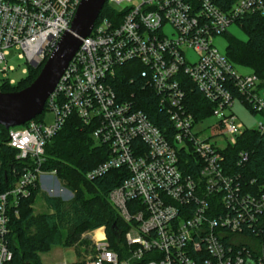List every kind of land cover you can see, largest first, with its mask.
Instances as JSON below:
<instances>
[{
    "label": "built area",
    "instance_id": "obj_1",
    "mask_svg": "<svg viewBox=\"0 0 264 264\" xmlns=\"http://www.w3.org/2000/svg\"><path fill=\"white\" fill-rule=\"evenodd\" d=\"M80 2L0 0V91L19 82L11 77V50H18L27 75L32 63L42 64L56 48ZM106 3L121 13L99 14L82 39L46 101L54 124L35 118L7 129L3 143L16 151L18 164L6 189L0 177V264H15L9 235L20 202L43 176L58 178L42 169L45 147L72 115L96 145L107 147V159L87 177L114 169L128 174L108 195L125 229L115 244L104 226L102 238L91 231L83 264H264L254 236L264 216V188L234 170L248 161L247 151L228 158L246 130L264 136V82L253 72L238 73L214 40L247 16H264V0ZM126 80L136 86L128 88ZM195 91L205 104H195ZM141 92L155 98L169 128L156 125L141 107ZM238 100L260 116L254 129L234 112ZM210 115L224 144L215 134L202 136Z\"/></svg>",
    "mask_w": 264,
    "mask_h": 264
},
{
    "label": "trees",
    "instance_id": "obj_2",
    "mask_svg": "<svg viewBox=\"0 0 264 264\" xmlns=\"http://www.w3.org/2000/svg\"><path fill=\"white\" fill-rule=\"evenodd\" d=\"M120 13L106 3L99 18L113 17ZM238 25L246 33L247 40L242 41L230 36L226 55L235 65L251 68L264 82V16H247L239 21ZM43 63L38 68L29 66L28 74L17 85H7L2 90L17 91L25 88L37 77ZM126 81L128 88L136 86L135 83ZM141 95V107L149 113L152 121L161 128H169L168 116L159 109L155 98L143 95V92ZM193 97L197 101L195 104H205V100L197 91L193 93ZM45 110H48L47 107ZM203 115H209V110ZM6 133L7 129L0 125L1 189L8 187L12 168L18 164L14 161L16 151L3 143ZM240 150L247 151L249 158L243 166L236 165L234 170L242 173L247 181L254 180V185L264 188V136L254 130H246L239 138L238 144L229 148L228 158L235 161ZM107 157V147L96 145L90 130L84 127L75 115L50 138L45 147L42 169L55 171L58 179L64 181L74 192V197L71 202L65 203L60 197L45 195L52 211L41 214H35L33 208L40 187L20 202L19 215H13L9 235V247L13 251L15 264H43L42 253L55 246L75 245L81 241L85 232L102 226L105 227L111 243H116L125 226L119 213L110 203L108 195L128 174L124 169H114L94 179L87 177V173ZM254 236L256 247L264 253V216Z\"/></svg>",
    "mask_w": 264,
    "mask_h": 264
},
{
    "label": "water",
    "instance_id": "obj_3",
    "mask_svg": "<svg viewBox=\"0 0 264 264\" xmlns=\"http://www.w3.org/2000/svg\"><path fill=\"white\" fill-rule=\"evenodd\" d=\"M107 0H81L70 28L43 63L37 77L23 89L0 91V125L9 129L35 119L45 109L69 62L87 37ZM38 67V63H32Z\"/></svg>",
    "mask_w": 264,
    "mask_h": 264
},
{
    "label": "rangeland",
    "instance_id": "obj_4",
    "mask_svg": "<svg viewBox=\"0 0 264 264\" xmlns=\"http://www.w3.org/2000/svg\"><path fill=\"white\" fill-rule=\"evenodd\" d=\"M166 32L171 31L170 26L165 27ZM233 36L239 40L246 41L247 35L244 32V30L238 25V24H232L228 28L227 34L219 35L215 37V46L219 49L220 52L224 53L226 52L227 45L229 42V37ZM17 49H12L11 54L8 57V63L15 66L16 70L11 73V77L15 78L16 80L20 81L22 79L21 70L24 65H26L21 59L17 56ZM192 58H194V55H191ZM41 65V64H40ZM39 65V66H40ZM32 66V65H31ZM38 66V67H39ZM236 70L240 74H247L251 73V68L243 65H235ZM34 67V66H32ZM35 67V68H38ZM42 67V66H41ZM23 77H26L23 76ZM233 110L238 116V119L242 121L247 127L250 129H254L257 125V121L260 119L259 115L251 113L248 108L241 103L239 100L234 103ZM38 121H43L46 124H54L55 122V114L54 112L50 110H45L42 115L37 116ZM208 124L211 125L210 128L204 130L205 133L202 134V136H209L215 134L216 139L220 144L225 143V139L223 135H221V129L220 128H214L212 127L216 122L217 119L210 115L207 120ZM215 126V125H214ZM42 187V186H41ZM63 191H60L63 189ZM54 197H60L65 203L71 202V200L74 197V192L69 189L64 181H61L57 178V180L54 178ZM50 192H43V187L40 191V193L37 195L35 199V210L40 211L41 209L42 213H47L48 207L44 202L45 195H50ZM52 195V194H51ZM89 195V194H86ZM44 196V197H43ZM41 214V213H40ZM91 231H87L83 234L82 239L80 242L76 243L75 245H72L70 247L68 246H55L51 250L44 252L41 254L42 262L43 264H76L83 262L87 256L89 255V247H90V236L89 233Z\"/></svg>",
    "mask_w": 264,
    "mask_h": 264
},
{
    "label": "crops",
    "instance_id": "obj_5",
    "mask_svg": "<svg viewBox=\"0 0 264 264\" xmlns=\"http://www.w3.org/2000/svg\"><path fill=\"white\" fill-rule=\"evenodd\" d=\"M41 186L43 187V192H44V193H45V192H50L52 195L50 194L49 196L54 197V175L43 176V177H42V180H41V182H40V191H41V189H42ZM39 193H40V192H39ZM39 193H38V194H39ZM36 197H37V196H36ZM43 197H44V196H43ZM35 199H36V198H35ZM44 202H45V204H46L47 207H48V210H46V211H48V212L52 211L51 208H50V206L47 204L46 198H44ZM34 205H35V202H34ZM34 205H33V208H34L35 214H40V213H42L41 209H39L40 211H36ZM41 258H42V257H41Z\"/></svg>",
    "mask_w": 264,
    "mask_h": 264
},
{
    "label": "bare ground",
    "instance_id": "obj_6",
    "mask_svg": "<svg viewBox=\"0 0 264 264\" xmlns=\"http://www.w3.org/2000/svg\"><path fill=\"white\" fill-rule=\"evenodd\" d=\"M93 233L98 238H102L103 237L102 228H97L96 230L93 231Z\"/></svg>",
    "mask_w": 264,
    "mask_h": 264
}]
</instances>
